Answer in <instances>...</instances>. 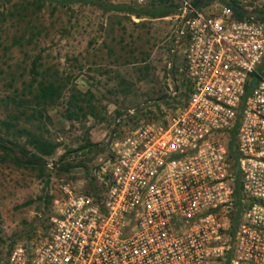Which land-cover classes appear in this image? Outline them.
I'll return each instance as SVG.
<instances>
[{
	"label": "built area",
	"instance_id": "built-area-1",
	"mask_svg": "<svg viewBox=\"0 0 264 264\" xmlns=\"http://www.w3.org/2000/svg\"><path fill=\"white\" fill-rule=\"evenodd\" d=\"M175 3L184 48L167 65L183 76L182 101L115 139L101 190L63 186L47 235L0 264H264V21L236 19L223 0ZM232 131L243 181L233 233L222 215L234 203Z\"/></svg>",
	"mask_w": 264,
	"mask_h": 264
},
{
	"label": "rangeland",
	"instance_id": "rangeland-1",
	"mask_svg": "<svg viewBox=\"0 0 264 264\" xmlns=\"http://www.w3.org/2000/svg\"><path fill=\"white\" fill-rule=\"evenodd\" d=\"M71 1L0 0V260L47 235L63 186L72 193L101 190L115 139L139 121L171 114L183 99V76L167 65H178L184 48L173 46L175 0L165 3L175 5L170 14L154 18L127 12L128 0H99L124 6L110 10ZM238 1L248 17H262L264 0ZM40 79L60 83V97L35 100ZM174 87L180 93L172 99ZM75 95L86 115L68 119ZM34 137L57 144L42 168L9 159L7 152L18 154L14 143L34 151ZM83 144L90 145L79 149ZM235 210L233 203L222 212L229 232Z\"/></svg>",
	"mask_w": 264,
	"mask_h": 264
},
{
	"label": "trees",
	"instance_id": "trees-1",
	"mask_svg": "<svg viewBox=\"0 0 264 264\" xmlns=\"http://www.w3.org/2000/svg\"><path fill=\"white\" fill-rule=\"evenodd\" d=\"M210 0H194V3L197 7H204L206 2H209ZM71 2H89V3H95L98 4L103 9H124V6H117L112 4H106L100 2L99 0H72ZM147 2V4H146ZM145 2V5L143 4H136L133 2H129L130 8H128L126 11L132 14H135L137 17L144 15L148 17H164L170 14L174 8L175 5L173 4H165L167 0H148ZM225 2L232 8L234 17L236 19H243L245 17H248L247 10L244 9L243 5L238 0H225ZM264 21V12L261 18H258ZM32 71L36 73L37 70H35V67L37 65V60L32 61ZM35 79V78H34ZM36 81V94L34 99L40 100L43 99L47 103H51L55 98L60 97L61 94V87L62 85L60 83H56L55 80L51 79H40L35 80ZM183 95H186V92L183 93ZM74 101L69 102L70 110H68V113L66 114V117L68 119H72L73 117L77 118L79 115L78 112H84V105L82 104V98L80 100L77 98V96H73ZM89 102V101H88ZM89 107V110L91 112L92 106L91 103H88L86 105ZM83 115H86V112L82 113ZM21 131V130H18ZM26 131V130H25ZM235 132L232 131L231 139L227 143V149H228V157L231 160V168L232 172L234 174V205L236 210L233 212H230V219H231V230L230 232L233 233L235 230V227L237 226V223L239 221L240 213L243 208V204L241 202V193L243 188V181H242V175L237 167V154L235 152V141H234ZM32 146L34 151L29 150L25 146H21L18 143H14L17 147L18 154L13 153H6L8 155L9 159L13 161L14 163L22 166V167H37L42 168L43 165L46 164V160L44 159L45 156H49L53 154L55 151V148L57 146L56 143L45 140L43 138H32L31 140ZM90 144H83L80 146L79 149L87 148ZM111 157V155H110ZM62 160V156H60L59 161ZM70 164H67L64 166V169L68 170V166ZM92 193L97 192V190L92 189Z\"/></svg>",
	"mask_w": 264,
	"mask_h": 264
}]
</instances>
